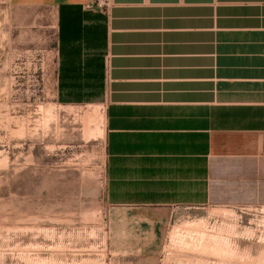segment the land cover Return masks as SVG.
<instances>
[{
    "label": "crops",
    "instance_id": "crops-1",
    "mask_svg": "<svg viewBox=\"0 0 264 264\" xmlns=\"http://www.w3.org/2000/svg\"><path fill=\"white\" fill-rule=\"evenodd\" d=\"M90 2L8 0L54 11L61 83L101 91L107 205L154 226L174 207L259 202L264 0Z\"/></svg>",
    "mask_w": 264,
    "mask_h": 264
},
{
    "label": "rangeland",
    "instance_id": "rangeland-1",
    "mask_svg": "<svg viewBox=\"0 0 264 264\" xmlns=\"http://www.w3.org/2000/svg\"><path fill=\"white\" fill-rule=\"evenodd\" d=\"M54 14L0 0V264H264V193L154 226L107 205L103 98L61 83Z\"/></svg>",
    "mask_w": 264,
    "mask_h": 264
},
{
    "label": "built area",
    "instance_id": "built-area-1",
    "mask_svg": "<svg viewBox=\"0 0 264 264\" xmlns=\"http://www.w3.org/2000/svg\"><path fill=\"white\" fill-rule=\"evenodd\" d=\"M109 4L110 0H91L89 5L86 6V9L106 13L109 8Z\"/></svg>",
    "mask_w": 264,
    "mask_h": 264
},
{
    "label": "bare ground",
    "instance_id": "bare-ground-1",
    "mask_svg": "<svg viewBox=\"0 0 264 264\" xmlns=\"http://www.w3.org/2000/svg\"><path fill=\"white\" fill-rule=\"evenodd\" d=\"M97 116H98V115H97ZM97 130H99V129H97V128L95 127V129L90 128L88 131L94 133V132L97 131ZM100 133H101V134L103 133L102 130H100ZM190 231H191V230H190ZM174 233H175V230H174ZM174 233H173V235H174ZM186 233H187V232H186ZM188 233H189V232H188ZM201 234H202V233H201ZM201 234L199 233L200 238H202V237H201ZM203 234H204V233H203ZM173 235H172V236H173ZM172 236H171V237H172ZM206 236H207V235H206ZM209 236H210V235H209ZM207 238H208V239H207V241H208V240H209V237H207ZM202 239H203V238H202ZM213 239H214V238H213ZM202 241H203V240H201L200 242H202ZM204 241H205V240H204ZM204 241H203V243H204ZM211 241H212V240H211ZM213 241H214V240H213ZM215 241H216V239H215ZM207 243H208V242H207ZM211 244H212V242H211Z\"/></svg>",
    "mask_w": 264,
    "mask_h": 264
}]
</instances>
